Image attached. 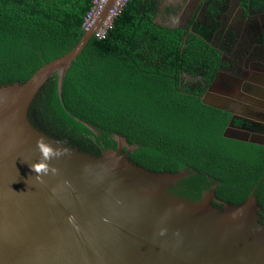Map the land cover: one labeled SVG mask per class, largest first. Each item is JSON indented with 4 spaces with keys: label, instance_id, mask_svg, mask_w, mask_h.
<instances>
[{
    "label": "trees",
    "instance_id": "trees-1",
    "mask_svg": "<svg viewBox=\"0 0 264 264\" xmlns=\"http://www.w3.org/2000/svg\"><path fill=\"white\" fill-rule=\"evenodd\" d=\"M90 5L0 0V85L26 80L71 49ZM155 9V0H129L105 37L92 35L70 62L60 91L58 71L43 83L28 108L31 123L94 154L116 148L120 134L136 145L128 153L134 162L189 172L167 190L192 201L216 184L218 200L238 204L257 185L263 220L264 145L223 136L231 113L201 100L219 72L220 51L200 28L156 23ZM233 123L248 126L237 117Z\"/></svg>",
    "mask_w": 264,
    "mask_h": 264
},
{
    "label": "water",
    "instance_id": "water-1",
    "mask_svg": "<svg viewBox=\"0 0 264 264\" xmlns=\"http://www.w3.org/2000/svg\"><path fill=\"white\" fill-rule=\"evenodd\" d=\"M112 2L71 49L26 80L0 85V264H264L257 185L238 204L218 200L216 184L192 201L167 190L189 172L157 171L134 162L128 153L136 145L120 134L116 148L94 154L31 123L28 108L40 87L58 71L60 91L67 67ZM250 2L242 20L252 14ZM214 83L201 100L231 113L223 136L264 145L263 130L233 123L242 117L241 104L216 94ZM39 137L68 149L49 162L57 172L43 182L29 167L40 157Z\"/></svg>",
    "mask_w": 264,
    "mask_h": 264
},
{
    "label": "flooded vegetation",
    "instance_id": "flooded-vegetation-1",
    "mask_svg": "<svg viewBox=\"0 0 264 264\" xmlns=\"http://www.w3.org/2000/svg\"><path fill=\"white\" fill-rule=\"evenodd\" d=\"M217 0H206L205 3V16L204 19L214 24V32L211 34H207L206 29H200L205 31V39L206 41L218 49L220 51L221 62L219 72L214 79L215 82L222 78V76L226 75L228 77V85L231 88H235L237 93L235 92L234 96H232L235 100H241L242 97L238 96V90H244V92H253L256 91L253 86H251V82L255 80L252 78V74L255 72L256 69H262L264 71V48L263 47H254L248 55L250 58L246 57L242 59L238 53L233 54L232 52L236 49L239 52L242 48L239 46L248 45L250 40L251 41H264V17L261 19L257 14V16L253 17L252 15L256 13V11H264V8H258L259 0H250V12L252 13L250 16L245 17L246 19L243 21L244 25L239 28L238 24L240 22L241 14L244 12V6L249 0H225L224 4L221 9L229 8V12H234L232 17L228 18L229 22L223 20V16H217L215 7L217 5ZM264 1V0H263ZM222 2V1H221ZM212 4V6H211ZM259 20V21H258ZM232 30H229V29ZM222 45V47L220 46ZM225 49H224V47ZM228 52V53H227ZM228 55V56H227ZM225 73V74H224ZM241 76L243 79H241ZM244 76V77H243ZM251 76V77H250ZM244 81V82H242ZM264 81V80H262ZM242 82V83H240ZM247 82V83H246ZM249 83V85H247ZM247 85V86H246ZM243 88V89H242ZM220 94L224 93L225 91L220 88L218 90ZM246 97H249V94H246ZM261 103H264V92L260 91L258 95ZM258 99V98H257ZM241 114V113H240ZM242 115V114H241ZM236 118V117H235ZM237 118L242 119L248 126L245 125H238L250 128L254 131L263 130L264 131V120H257L253 118H247L244 115L238 116Z\"/></svg>",
    "mask_w": 264,
    "mask_h": 264
},
{
    "label": "crops",
    "instance_id": "crops-1",
    "mask_svg": "<svg viewBox=\"0 0 264 264\" xmlns=\"http://www.w3.org/2000/svg\"><path fill=\"white\" fill-rule=\"evenodd\" d=\"M155 2H156V9H155V13L153 17H154V21L160 25L167 26V27H186L188 25L189 26L191 25L195 28L206 29V31L208 30L207 31L208 35L214 32V28H217L215 27L214 24H211V22L204 19V16H205L204 7H205L206 0H155ZM224 2L225 0H217L215 11H216L217 16L222 15L223 20H226V22H229V19L227 20V17L228 18L232 17V14L234 12H229L230 11L229 8L221 9L222 6L220 5L221 4L223 5ZM257 7L264 8V6H257ZM255 14L261 17V19H263L264 17V11L258 10L252 16L253 17L257 16ZM243 21L244 20L240 18V22L238 24L239 28H241L244 25ZM229 30H232V29L230 28ZM220 46L222 47V45ZM259 46L264 48L263 40H258V41L250 40L248 45L246 44L245 46L243 45L239 46V48L244 47L239 52L236 49V51L234 50L232 53L233 54L238 53V55H240L242 59L246 57L250 58V56L248 55L250 50H252L254 47H259ZM254 71L255 72L252 74V78H255V80H253L250 85L253 86L254 89H256V91H253L251 93V92H244V90H238L239 92L238 96L242 97L241 100L237 101L232 97L234 96L235 92L237 93V90L234 87L231 88L228 85L219 86L220 79L214 83V88H215L214 92L220 96L230 97L234 101H237L239 104H241V106L239 107V111H241L240 113L242 115L248 116L250 118L257 119V120H264V103H261L262 101H260L258 97L260 91L264 92V81H262L264 80V71L262 69H256ZM241 79H243L242 76H241ZM247 85H249V83ZM223 87H226V89H223ZM220 88H222V90L225 92L220 94L218 92ZM246 94L247 95L249 94V97H246Z\"/></svg>",
    "mask_w": 264,
    "mask_h": 264
},
{
    "label": "built area",
    "instance_id": "built-area-1",
    "mask_svg": "<svg viewBox=\"0 0 264 264\" xmlns=\"http://www.w3.org/2000/svg\"><path fill=\"white\" fill-rule=\"evenodd\" d=\"M107 1L108 0H91V5L83 17L82 28L84 30L88 29L93 25V23L99 16L100 12L105 7ZM128 1L129 0H113L111 6L107 10L106 16L104 17L100 25L93 33L95 37L97 38L105 37L107 32L112 28L114 19L118 17L124 5Z\"/></svg>",
    "mask_w": 264,
    "mask_h": 264
},
{
    "label": "clouds",
    "instance_id": "clouds-1",
    "mask_svg": "<svg viewBox=\"0 0 264 264\" xmlns=\"http://www.w3.org/2000/svg\"><path fill=\"white\" fill-rule=\"evenodd\" d=\"M36 150L40 154L39 159L29 165L31 171L36 174V178L43 182V177L51 174H56L57 169L51 166L49 163L54 158H59L62 155L67 154L68 149L60 147L59 142H57V147H53L49 144L43 137H39L36 140ZM74 217L69 216L68 221L70 223L74 222Z\"/></svg>",
    "mask_w": 264,
    "mask_h": 264
},
{
    "label": "rangeland",
    "instance_id": "rangeland-1",
    "mask_svg": "<svg viewBox=\"0 0 264 264\" xmlns=\"http://www.w3.org/2000/svg\"><path fill=\"white\" fill-rule=\"evenodd\" d=\"M227 80H228V77L226 75L223 76L222 78H220V80H219V86H227V85H230V84H228L229 82ZM223 89H226V87H223Z\"/></svg>",
    "mask_w": 264,
    "mask_h": 264
}]
</instances>
